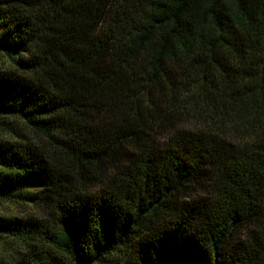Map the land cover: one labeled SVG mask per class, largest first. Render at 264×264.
<instances>
[{
  "label": "trees",
  "instance_id": "1",
  "mask_svg": "<svg viewBox=\"0 0 264 264\" xmlns=\"http://www.w3.org/2000/svg\"><path fill=\"white\" fill-rule=\"evenodd\" d=\"M0 58V264H264V0H0Z\"/></svg>",
  "mask_w": 264,
  "mask_h": 264
},
{
  "label": "rangeland",
  "instance_id": "2",
  "mask_svg": "<svg viewBox=\"0 0 264 264\" xmlns=\"http://www.w3.org/2000/svg\"><path fill=\"white\" fill-rule=\"evenodd\" d=\"M1 63V58H0ZM17 125V124H15ZM19 136H17L14 132L10 131L8 127L0 124V137L7 138H17L23 140L25 138L34 139L35 135L31 132H24L22 130H18ZM22 133L25 135L21 137ZM30 191H33L32 188H29ZM35 211V205L31 202H25L22 200L18 201H3L0 200V215H17L24 216L29 213H33ZM10 245L6 242V239L0 237V257L8 256L10 254Z\"/></svg>",
  "mask_w": 264,
  "mask_h": 264
}]
</instances>
